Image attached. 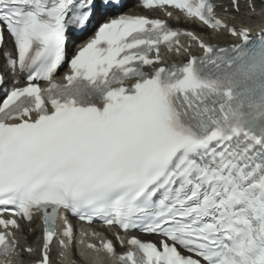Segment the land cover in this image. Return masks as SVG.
Here are the masks:
<instances>
[{
	"label": "snow or ice",
	"instance_id": "snow-or-ice-1",
	"mask_svg": "<svg viewBox=\"0 0 264 264\" xmlns=\"http://www.w3.org/2000/svg\"><path fill=\"white\" fill-rule=\"evenodd\" d=\"M259 3L140 0L189 30L128 0H0V264L77 244L116 264H264ZM70 217L119 231L85 245ZM37 222L39 246L21 243Z\"/></svg>",
	"mask_w": 264,
	"mask_h": 264
},
{
	"label": "bare ground",
	"instance_id": "bare-ground-1",
	"mask_svg": "<svg viewBox=\"0 0 264 264\" xmlns=\"http://www.w3.org/2000/svg\"><path fill=\"white\" fill-rule=\"evenodd\" d=\"M227 0H223V2L225 3ZM226 4V3H225ZM241 9H242V12L246 11V8H245V4L244 2H241ZM258 10V9H257ZM260 18V16H257V17H254L253 20L250 22V25H253L255 24V22ZM192 28L194 29H197V27L195 25H191ZM82 262H85V259H82ZM103 264V263H102ZM104 264H107V263H104Z\"/></svg>",
	"mask_w": 264,
	"mask_h": 264
},
{
	"label": "rangeland",
	"instance_id": "rangeland-1",
	"mask_svg": "<svg viewBox=\"0 0 264 264\" xmlns=\"http://www.w3.org/2000/svg\"><path fill=\"white\" fill-rule=\"evenodd\" d=\"M27 233H28V231H27Z\"/></svg>",
	"mask_w": 264,
	"mask_h": 264
}]
</instances>
